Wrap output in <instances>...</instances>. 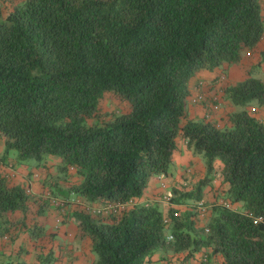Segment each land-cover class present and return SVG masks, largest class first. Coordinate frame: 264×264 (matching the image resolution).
Returning a JSON list of instances; mask_svg holds the SVG:
<instances>
[{
    "label": "trees",
    "instance_id": "trees-1",
    "mask_svg": "<svg viewBox=\"0 0 264 264\" xmlns=\"http://www.w3.org/2000/svg\"><path fill=\"white\" fill-rule=\"evenodd\" d=\"M263 36L260 0H0V162L11 152L18 164L55 157L81 179L64 200L128 204L108 217L74 213L97 255L92 264H146L166 247L185 259L205 250L210 264L212 256L264 264V124L246 109L264 106V83L248 78L224 90L238 108L229 125H182L190 78L239 62ZM109 93L125 108L99 116ZM178 138L204 154L207 175L191 191L173 188L168 203L189 209L165 217L137 200L152 176L169 174ZM215 172L227 188L220 203L205 204L201 226L196 203ZM28 201L26 188L0 174V238ZM27 232L42 234L36 224Z\"/></svg>",
    "mask_w": 264,
    "mask_h": 264
},
{
    "label": "crops",
    "instance_id": "crops-1",
    "mask_svg": "<svg viewBox=\"0 0 264 264\" xmlns=\"http://www.w3.org/2000/svg\"><path fill=\"white\" fill-rule=\"evenodd\" d=\"M260 2L264 16V0ZM253 71L260 76L257 79L264 83V36L254 49L242 53L239 62L231 65L224 64L213 71L199 70L190 78L189 96L182 125L187 120L210 121L220 128L229 125V115L238 111V108L225 99L224 90L248 78H253L251 76ZM197 97L200 101L192 102ZM246 109L252 117L264 124V106L253 103ZM3 149V141L0 139V157H2ZM15 161L9 157L4 162H0V174L9 186L20 185L26 188L29 201L25 211L15 212L12 215L9 233L0 238V253L8 255L12 260L15 258V261L19 258L23 264H42L40 258L49 257L51 260L48 264H92L94 260L92 243L90 239L83 236L74 213L87 211L90 214H97L96 211L102 208L103 202L86 205L73 193L68 196L67 200H64L63 195L68 193L72 187L79 185L81 179L72 168L58 176L59 160L55 157H49L40 166L37 164L25 166ZM171 163L175 168V174L169 171L167 176L151 177L143 196L137 200L142 204L157 205L165 217L171 207L180 211H185L189 207L185 204L171 205L163 201L162 197L166 193H171L173 188L191 191L204 178L206 172L204 161L189 149L181 138L177 139V151L172 156ZM188 163H193L195 166L192 167L201 170L202 174L198 176L190 166L185 170H180L181 166ZM16 166L21 167L18 169ZM220 168L221 164L219 166L217 162H214V171L219 172ZM216 172L214 176L212 175L213 180L209 186L203 188V199L200 202L205 211L209 205L221 202L218 194L227 188ZM47 175L56 181V183L52 182L50 188L43 183V178ZM205 204L208 206L206 207ZM61 205L64 206L63 212L59 210ZM234 208L241 210L242 206L236 204ZM40 210L44 212L40 214ZM203 215L199 216L201 226L205 224L208 213ZM106 216L108 217V213L103 212L102 217ZM61 218L62 222H58ZM103 220L108 219L103 218ZM35 224L41 228L42 234L33 238L28 234L27 228ZM206 254V251L202 250L191 258L185 259L186 253H175L171 248L166 247L156 250L147 257L146 264H202V257ZM211 262L212 264H223L218 256H212Z\"/></svg>",
    "mask_w": 264,
    "mask_h": 264
},
{
    "label": "rangeland",
    "instance_id": "rangeland-1",
    "mask_svg": "<svg viewBox=\"0 0 264 264\" xmlns=\"http://www.w3.org/2000/svg\"><path fill=\"white\" fill-rule=\"evenodd\" d=\"M251 76L253 78H260V76L258 75V73L256 71H253L251 73ZM100 100L101 101H100L99 110H98L99 111V116L102 115V114H104V113H108V112H110V111H112L114 109L124 110V108H125V106L123 105V103L121 101H118L117 99H115L113 97V95H111L110 93L109 94H105L104 97H103V99H100ZM196 155L197 156H200L201 159L204 161V164H205V160L206 159H205L204 154H198V153H196ZM15 156H16L15 153L14 152H11V154H10L9 157H11V158H13L15 160ZM215 162H217L219 164V166H220L221 162L219 160H216ZM35 164H37L36 161H34V160H28L25 163H22L21 165H25V166H31L32 165V166H34ZM188 166H190L191 168H193L192 166H195V165L193 163H188L187 165L181 166L180 170H185L186 167H188ZM20 167L21 166H18L17 168L19 169ZM213 167H214V165H213ZM193 169H194V173L197 174L198 176H200L202 174L201 173V170L195 169V167ZM174 170H175V168H174V166L171 163L170 164L169 171H171L172 173H174V172H176ZM57 173H58V176H60V175L64 174V171L59 170ZM206 175L207 174L205 172L204 177ZM212 175L213 174H211V176H210L211 178H212ZM152 177H154V176H152ZM52 182L53 183H56V181H53V179L51 178L50 175L49 176L48 175L47 176H44L43 183H44V185L46 187H48V188L52 187L51 186ZM207 186H209V184L206 185L205 187H207ZM93 255H94V259H97V255L94 254V253H93ZM16 261L22 262V260L19 259V258H17ZM16 261H15V258H14V260H12V258L11 257H8V255L6 256V254L0 253V264H14Z\"/></svg>",
    "mask_w": 264,
    "mask_h": 264
},
{
    "label": "built area",
    "instance_id": "built-area-1",
    "mask_svg": "<svg viewBox=\"0 0 264 264\" xmlns=\"http://www.w3.org/2000/svg\"><path fill=\"white\" fill-rule=\"evenodd\" d=\"M197 101H200V99L197 97L196 99H193L192 102H197ZM214 108L216 109V106H214ZM163 175H161L160 177H162ZM170 197H171V193H166L163 197H162V200L165 201V202H169L170 200ZM133 204L132 201H130L129 205ZM126 206H128V204H125V205H115V206H112V205H108V206H105L103 209H99L98 211H96L97 214H99L100 212H112V213H115L116 215L119 214L121 212V210H123ZM197 209L200 210L201 212V215H203L204 213V206L201 202H197ZM258 221H261V218H257ZM172 237L169 235L167 240H170ZM202 264H210L208 258L206 256L203 257L202 259Z\"/></svg>",
    "mask_w": 264,
    "mask_h": 264
}]
</instances>
